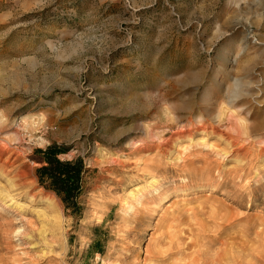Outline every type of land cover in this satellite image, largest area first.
<instances>
[{
    "label": "rangeland",
    "instance_id": "374dc122",
    "mask_svg": "<svg viewBox=\"0 0 264 264\" xmlns=\"http://www.w3.org/2000/svg\"><path fill=\"white\" fill-rule=\"evenodd\" d=\"M0 188V264H264V0H0Z\"/></svg>",
    "mask_w": 264,
    "mask_h": 264
},
{
    "label": "trees",
    "instance_id": "16d2710c",
    "mask_svg": "<svg viewBox=\"0 0 264 264\" xmlns=\"http://www.w3.org/2000/svg\"><path fill=\"white\" fill-rule=\"evenodd\" d=\"M45 164L37 168L41 184L50 189L62 200L65 207L78 208L77 196L81 191L83 165L81 160L61 161L52 148L45 150Z\"/></svg>",
    "mask_w": 264,
    "mask_h": 264
},
{
    "label": "bare ground",
    "instance_id": "6f19581e",
    "mask_svg": "<svg viewBox=\"0 0 264 264\" xmlns=\"http://www.w3.org/2000/svg\"><path fill=\"white\" fill-rule=\"evenodd\" d=\"M190 124H192V123H190ZM230 127H232V126H230ZM238 132V131H237ZM230 139V141H229V144H232V143H234V142H236L237 141V139L238 138H240V136L239 135H237L236 137H232V136H230L229 137ZM224 153V152H223ZM152 180V179H151ZM150 180V181H151ZM149 181V182H150ZM157 181L156 180H153L152 181V185H151V189H156L155 188V186H153V185H155V183H156ZM136 189H137V187H136ZM8 190H7V188H0V208H2V207H4V208H8V207H11L12 208V206H13V204H15L14 205V207H13V210L14 211H17V213L19 214V212L21 213L22 211H23V209L25 208L24 206L25 205H22V204H19V202H16V201H14V202H16V203H8L6 206H4L5 204H4V202H1L2 200H3V198L5 199V196H6V201H12L13 202V200L15 199V197L16 196H14V194H13V192H7ZM10 191V190H9ZM4 196V197H3ZM144 197H146V194H144L143 192H141L140 194H139V196L137 197V200H140V199H143ZM141 201V200H140ZM130 207H132L131 206V204L129 203L128 204V208H130ZM6 208V209H7ZM18 210H20V211H18ZM41 210V209H40ZM12 212V211H11ZM38 212H40L41 214H40V216H42V218H45L47 215H45V212L43 211V210H41V211H38ZM1 213V212H0ZM16 214V213H15ZM21 216V215H20ZM38 216V215H37ZM53 217V216H52ZM21 218V217H20ZM55 221V220H54ZM41 222H42V220H41ZM43 223H45V222H43ZM42 224V223H41ZM42 233L45 231V229L43 228V224L41 225V230H40ZM23 231L22 230H20L19 228H14V230H13V233H16V234H21ZM218 251V250H217ZM227 263V262H226ZM228 264V263H227Z\"/></svg>",
    "mask_w": 264,
    "mask_h": 264
}]
</instances>
